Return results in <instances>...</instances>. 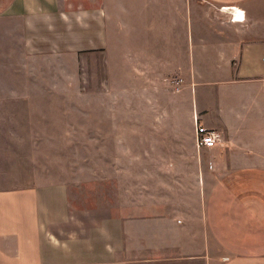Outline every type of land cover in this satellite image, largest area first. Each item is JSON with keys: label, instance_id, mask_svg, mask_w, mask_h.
Listing matches in <instances>:
<instances>
[{"label": "rangeland", "instance_id": "1", "mask_svg": "<svg viewBox=\"0 0 264 264\" xmlns=\"http://www.w3.org/2000/svg\"><path fill=\"white\" fill-rule=\"evenodd\" d=\"M206 8L211 23L219 8ZM113 15L105 48L55 56L33 49L31 57L20 47L18 23L0 18V187L43 186L41 232L70 254L101 250L122 213L135 211L122 208L167 196L158 191L172 181L170 158L198 151L194 114L213 127L198 107L213 113L224 92L234 103L213 56L188 48L189 16H177L179 48L154 49L142 40L149 16L128 33L119 9Z\"/></svg>", "mask_w": 264, "mask_h": 264}, {"label": "crops", "instance_id": "2", "mask_svg": "<svg viewBox=\"0 0 264 264\" xmlns=\"http://www.w3.org/2000/svg\"><path fill=\"white\" fill-rule=\"evenodd\" d=\"M209 5L219 8L211 23ZM232 7L243 21L231 18ZM118 9L128 33L150 17L142 40L154 49L179 48L177 16H189L188 48L213 56L223 71L218 82L232 85L231 107L224 92L213 113L197 110L223 141L214 153L172 156L165 172L172 181L158 191L168 195L122 208L135 211L122 213L93 254L66 253L44 237L43 186L0 187V264H264V0H0V18L18 23L30 57L33 49L55 56L105 48Z\"/></svg>", "mask_w": 264, "mask_h": 264}, {"label": "built area", "instance_id": "3", "mask_svg": "<svg viewBox=\"0 0 264 264\" xmlns=\"http://www.w3.org/2000/svg\"><path fill=\"white\" fill-rule=\"evenodd\" d=\"M232 19H237L235 14L238 12L234 7H232ZM244 20V13L243 17L241 16V20ZM239 21V20H238ZM194 140L195 146L198 150L201 148H213L216 145L222 143L223 138L221 133L213 128H208L207 126L203 125L197 120V117L194 118Z\"/></svg>", "mask_w": 264, "mask_h": 264}, {"label": "bare ground", "instance_id": "4", "mask_svg": "<svg viewBox=\"0 0 264 264\" xmlns=\"http://www.w3.org/2000/svg\"><path fill=\"white\" fill-rule=\"evenodd\" d=\"M223 9H227V7L223 8ZM237 12L242 16V12H239V11H237ZM236 18H237V20H240V19H238V17H236Z\"/></svg>", "mask_w": 264, "mask_h": 264}]
</instances>
